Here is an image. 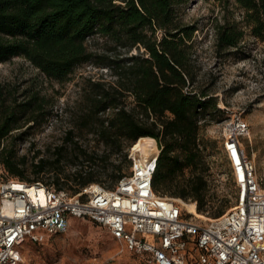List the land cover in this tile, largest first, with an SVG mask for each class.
<instances>
[{
  "label": "trees",
  "instance_id": "obj_1",
  "mask_svg": "<svg viewBox=\"0 0 264 264\" xmlns=\"http://www.w3.org/2000/svg\"><path fill=\"white\" fill-rule=\"evenodd\" d=\"M189 1L0 0V62L24 57L58 82L67 81L85 63L107 67L114 77L109 82L90 81L84 112L66 129L51 157L32 162L33 179L27 178V157H18L15 144L4 142L24 140L30 129L14 131L25 124H43L52 107L38 90H24L28 96L21 100L19 93L0 86V163L8 177L37 182L47 175V183L72 193L93 182L113 187L126 173L123 162L130 167L131 161L127 151L122 161L109 160L150 136L161 147L154 189L183 201L195 200L198 211L205 213L209 168L199 134L210 121L207 116L219 109L207 91L194 89L191 48L196 28L184 26L178 14ZM235 3L244 12L245 26L226 20L216 30V49L226 55L239 49L246 28L264 40V0ZM97 36L111 43L101 53L88 44ZM121 49L137 53L121 57ZM80 133L92 134L94 144L81 143ZM187 168L192 176L184 183L181 177ZM227 209L221 207L214 217Z\"/></svg>",
  "mask_w": 264,
  "mask_h": 264
},
{
  "label": "rangeland",
  "instance_id": "obj_2",
  "mask_svg": "<svg viewBox=\"0 0 264 264\" xmlns=\"http://www.w3.org/2000/svg\"><path fill=\"white\" fill-rule=\"evenodd\" d=\"M178 14L184 26L193 25L196 28L191 48L196 72L194 89L207 91L216 99L219 109L211 111V117L207 116L210 121L202 126L199 134L200 149L209 170L206 173V212L197 210V214L207 220L214 217L221 207L227 209L236 201V188L227 174L229 166L220 140L221 125L228 114L242 113L250 124L252 142L246 144L247 151L255 161L258 175L264 177V40L254 37L246 28L238 50L230 55L217 51L215 38L218 24L230 20L245 26L244 12L235 0H190L178 8ZM88 44L91 50L98 53L111 46L110 42L98 36L90 38ZM118 53L121 57L128 56L137 53V49ZM98 80L109 82L114 77L107 67L85 63L77 66L67 81L58 82L48 78L24 57L0 62V86L19 93L21 100L28 96H24V90H38L39 96L47 99V106L52 107L51 115L43 124H25V127L14 131L18 134L30 129L24 140L7 139L4 142L15 144L18 157H27L25 167L28 179L34 178L30 170L32 162L51 157L53 148L62 142L66 129L77 123L84 112L90 81ZM80 142L93 145V135L84 133ZM100 148L103 150V146ZM127 149L114 154L109 164L122 161ZM129 169L123 162V170L128 172ZM191 176L192 170L187 168L181 180L186 183ZM1 177H8V173L0 163ZM37 180L47 183L49 177L43 175ZM184 201L196 203L197 208V201ZM72 221L68 231L47 235L41 243L26 240L20 253V264H147L142 256L124 249L101 225L87 218H73Z\"/></svg>",
  "mask_w": 264,
  "mask_h": 264
},
{
  "label": "built area",
  "instance_id": "obj_3",
  "mask_svg": "<svg viewBox=\"0 0 264 264\" xmlns=\"http://www.w3.org/2000/svg\"><path fill=\"white\" fill-rule=\"evenodd\" d=\"M220 140L236 201L207 220L189 212L181 199L154 189L158 142L149 156L131 145L130 169L113 187L93 182L72 193L1 177L0 264H20L26 240L41 243L47 235L64 233L73 218L97 222L147 264H264V177L247 151L251 126L242 113L228 114Z\"/></svg>",
  "mask_w": 264,
  "mask_h": 264
},
{
  "label": "bare ground",
  "instance_id": "obj_4",
  "mask_svg": "<svg viewBox=\"0 0 264 264\" xmlns=\"http://www.w3.org/2000/svg\"><path fill=\"white\" fill-rule=\"evenodd\" d=\"M156 139L151 137H142L139 138L137 142H135L134 150L140 151L143 155L149 156L151 153L156 151ZM183 201V200H182ZM184 207L189 211L194 213L198 218L200 215L197 214L196 203H187L183 201Z\"/></svg>",
  "mask_w": 264,
  "mask_h": 264
}]
</instances>
